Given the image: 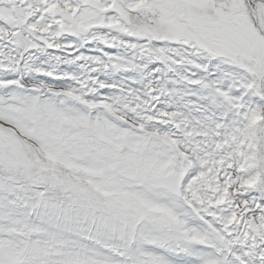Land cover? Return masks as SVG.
Here are the masks:
<instances>
[{
	"label": "snow or ice",
	"instance_id": "1",
	"mask_svg": "<svg viewBox=\"0 0 264 264\" xmlns=\"http://www.w3.org/2000/svg\"><path fill=\"white\" fill-rule=\"evenodd\" d=\"M0 264H264V0H0Z\"/></svg>",
	"mask_w": 264,
	"mask_h": 264
},
{
	"label": "rangeland",
	"instance_id": "2",
	"mask_svg": "<svg viewBox=\"0 0 264 264\" xmlns=\"http://www.w3.org/2000/svg\"><path fill=\"white\" fill-rule=\"evenodd\" d=\"M116 79H117V80H119V79H120V76H119V75H117V76H116Z\"/></svg>",
	"mask_w": 264,
	"mask_h": 264
}]
</instances>
